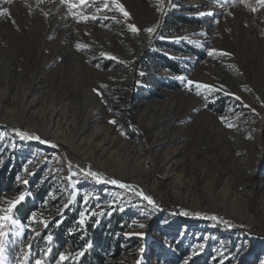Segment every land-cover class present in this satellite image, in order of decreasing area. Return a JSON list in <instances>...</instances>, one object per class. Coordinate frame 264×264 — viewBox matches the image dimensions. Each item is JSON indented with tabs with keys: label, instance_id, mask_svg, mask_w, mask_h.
I'll return each instance as SVG.
<instances>
[{
	"label": "rangeland",
	"instance_id": "rangeland-1",
	"mask_svg": "<svg viewBox=\"0 0 264 264\" xmlns=\"http://www.w3.org/2000/svg\"><path fill=\"white\" fill-rule=\"evenodd\" d=\"M118 3L129 17L111 0H0V215L21 193L32 207L2 229L4 264H75L67 237L113 213L102 264H264V8Z\"/></svg>",
	"mask_w": 264,
	"mask_h": 264
},
{
	"label": "trees",
	"instance_id": "trees-1",
	"mask_svg": "<svg viewBox=\"0 0 264 264\" xmlns=\"http://www.w3.org/2000/svg\"><path fill=\"white\" fill-rule=\"evenodd\" d=\"M170 66L171 68L174 69V66L172 65ZM4 172H5L4 169H0V177ZM9 175L10 176H8V179L9 181H11L10 177L12 176V172ZM42 192L43 191H39L36 193V195L40 197ZM73 207L74 209L71 210V212L69 211V209L66 210L65 217L62 219L58 227H56V229L53 230V241L58 245L63 243L64 233L70 227L75 225L76 219L78 217V211L80 209L77 208V205ZM31 209L32 207L29 201H26L19 204L16 207V214L19 216V218L22 221H25ZM118 217L119 215L117 213H113L109 216L101 217L97 222L95 219L86 222L84 226V235L82 236L83 237L82 239L78 240L73 235L67 237L69 239L70 244L73 245L74 250L80 251V253L81 252L84 253L82 256H80L79 260L75 262V264L103 263V259H104L103 254L107 253L110 249L113 248V246L116 245L115 242H113V233L117 223L119 222ZM89 244H91V247H88ZM187 264H199V263H197V258L194 257L190 261H188Z\"/></svg>",
	"mask_w": 264,
	"mask_h": 264
},
{
	"label": "snow or ice",
	"instance_id": "snow-or-ice-1",
	"mask_svg": "<svg viewBox=\"0 0 264 264\" xmlns=\"http://www.w3.org/2000/svg\"><path fill=\"white\" fill-rule=\"evenodd\" d=\"M6 2L8 3H11L12 0H6ZM86 0H80V3L83 4L85 3ZM241 2H244V0H241ZM111 3L112 5L117 9L119 10L125 17H129V13L127 11H125L124 7L122 4L118 3V0H111ZM257 3L258 5L261 7V8H264V0H257ZM250 8L251 11L255 12L257 11L256 8L254 7H251V5H246ZM70 7H76V5L74 4H70ZM105 8H108V4L105 3ZM9 14L8 13V10L7 9H4L2 12H0V15H7ZM201 16L205 15V13H200ZM208 15H211V13H208ZM85 20L88 19V17H84ZM92 19H95V17H92ZM131 31L133 33H137L139 31V29H137L134 25H130L129 26ZM145 31H147L148 33H153L155 31V28H148V29H145ZM83 47L82 45H77V48H81ZM213 53L210 51L208 53V55H212ZM227 53H225L226 55ZM189 84H192L193 82L192 81H189L188 82ZM197 88H207L209 89L210 91L212 90L211 89V86L209 85H200V84H197L196 85ZM199 94V93H198ZM237 99H239V97H237ZM111 123H115V121H111ZM229 127H231L232 125H228ZM17 135H19L21 137V139H36V140H40V137L38 136H32V135H29L28 133H24V132H17ZM41 143H45V141H40ZM87 175L89 176H92L93 178H96L97 180H102L103 178L100 177L97 173L95 172H91L89 171L87 173ZM107 183H111L113 185H117L118 187L120 188H130L131 186L130 185H127V184H124L118 180H115V179H112L110 181H105ZM25 183H27V181H25ZM137 195L141 196L144 200H146L149 204L155 206V202L152 200L151 197L145 195L143 192H137L136 193ZM25 193H21L17 199L11 201L9 203V206L5 209H3V212L4 214L3 215H0V264H4L3 262V254H4V241H3V237L7 236L8 234L4 231H2V229L5 227L6 223H10L12 225H15L17 223V221L15 220V218L13 217L12 213H13V209L16 207L17 204H19L21 201H23L25 199ZM85 199H87V197H85ZM71 203V201H70ZM65 207H67V205H65ZM187 214V213H185ZM93 215H95V213H93ZM80 221H79V224L81 226L84 225L85 223V220H86V217H85V213L84 212H81L80 213ZM31 219L35 220L36 219V214L33 213ZM213 220L216 219V217H212ZM42 223H44L45 227L47 226V221H42ZM140 227H144V225H140ZM47 239L49 241H51L52 237L51 236H48ZM88 247H91V244L88 245ZM141 251H143V249H141ZM84 253L81 252L79 253V255H83ZM69 257L66 256L65 254L61 253L60 254V257H59V261H58V264H60V262L62 261H65L67 260ZM35 264H43V261L41 260H36L35 261ZM187 264V262H186Z\"/></svg>",
	"mask_w": 264,
	"mask_h": 264
},
{
	"label": "bare ground",
	"instance_id": "bare-ground-1",
	"mask_svg": "<svg viewBox=\"0 0 264 264\" xmlns=\"http://www.w3.org/2000/svg\"><path fill=\"white\" fill-rule=\"evenodd\" d=\"M82 166V164H80Z\"/></svg>",
	"mask_w": 264,
	"mask_h": 264
}]
</instances>
